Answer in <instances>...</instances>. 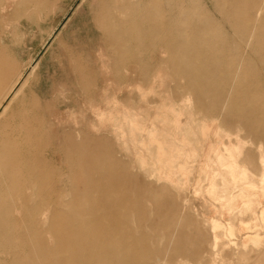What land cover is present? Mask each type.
<instances>
[{"label": "rangeland", "instance_id": "1", "mask_svg": "<svg viewBox=\"0 0 264 264\" xmlns=\"http://www.w3.org/2000/svg\"><path fill=\"white\" fill-rule=\"evenodd\" d=\"M122 2L131 9L118 40L100 39L89 17L101 6L95 0H43L36 10L14 11L0 24L21 74L7 101L23 85L47 114V105L59 110L62 124L45 117L48 159L58 136L72 133L83 142L88 134L103 154L95 166L127 168L164 188L170 208L161 220L170 224L150 247L161 254L170 248L162 264H264V0ZM71 59L88 73L84 86ZM62 155L46 167L62 186L81 188L83 173L73 169L69 181ZM61 205L44 201L31 218L40 221L46 212L48 225ZM212 209L214 220L206 216ZM215 220L221 225L213 230ZM199 225L209 246L190 259L185 248L189 237H199ZM53 232L44 233L49 247ZM214 233L217 253L210 249ZM169 236L171 246H159ZM53 262L48 253L45 264Z\"/></svg>", "mask_w": 264, "mask_h": 264}, {"label": "bare ground", "instance_id": "2", "mask_svg": "<svg viewBox=\"0 0 264 264\" xmlns=\"http://www.w3.org/2000/svg\"><path fill=\"white\" fill-rule=\"evenodd\" d=\"M95 1L101 6L90 11L89 17L101 29L100 39L118 40L123 37L120 28L129 23L127 12L131 9L130 4L124 7L122 0ZM42 2L0 0V24L10 23V15L14 11L28 7L36 10ZM5 31L3 27L0 29V264H45L48 253L55 257L56 262L51 264H142L143 258H146L143 264L170 261V248L164 254L158 252L160 249H150L151 244L156 243V231L164 228L162 233H165L170 224L167 222L166 225L161 220L164 209L170 208V195L165 194L163 187L145 180L143 175H130L127 168L119 172L95 166L103 164V154L88 134L83 135V142H76L72 133H66L63 139L58 136L56 153L50 159L45 156V117H52L55 126L63 121L61 118L59 121L57 108L47 105V114L42 101L30 88L24 90L23 85L7 101L19 84L21 74H16L15 61L3 44ZM82 68L74 69L72 64V70L80 72L75 80L84 86L88 73ZM20 92L21 95L16 97ZM60 154H63L61 164L69 166V181L75 180L73 169L83 173L81 188L64 187L53 179L56 170L46 167V164L56 160ZM96 156L101 158V162ZM77 157L80 158L78 161ZM62 196L66 198L62 199ZM44 201L62 202L59 208L51 210L48 225L42 224L47 218L46 212L40 213L41 222L31 218ZM166 212L165 217L170 220L173 214H170V209ZM214 213V209L208 212L207 219L214 220ZM184 217L186 224L191 225V213ZM199 217L203 218L201 214ZM131 218L135 224H130ZM220 225L215 220L213 230ZM144 227L153 233L148 234ZM200 228L199 237H189L185 248L190 259L196 257L197 260L200 252L209 246L207 230ZM46 231H54L50 247L48 243L51 240L44 236ZM211 238L210 249L217 253L219 236L214 233ZM252 241L258 240L253 238ZM172 242L173 238L169 236L161 240L159 246H171ZM74 252L76 255L71 254Z\"/></svg>", "mask_w": 264, "mask_h": 264}]
</instances>
